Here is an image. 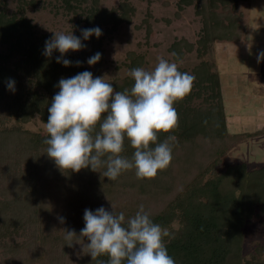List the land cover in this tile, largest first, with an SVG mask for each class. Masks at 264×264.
Instances as JSON below:
<instances>
[{"label":"trees","instance_id":"1","mask_svg":"<svg viewBox=\"0 0 264 264\" xmlns=\"http://www.w3.org/2000/svg\"><path fill=\"white\" fill-rule=\"evenodd\" d=\"M14 1L16 8L11 10L8 0H0V241L22 233L29 235L35 251H47L48 243L68 245L64 230H74L79 236L85 209L104 203L112 211L113 205L115 212H123L127 220L143 205L153 222L162 227L170 230L172 224L180 223L177 231L170 230L174 238H165L176 264H245L242 230L249 220L264 222V166L250 170L244 163L225 169L221 165L232 147L259 133L230 132L221 74L215 63L204 57L215 42H238L247 33L238 6L248 0L178 1L177 17L193 6L202 29L196 45L181 39L169 51L177 53L179 61L194 50L203 59L192 71L178 68L196 79L190 94L174 104L179 126L170 133H158L157 143L169 135L176 136L172 161L152 179H137L132 169L115 181L103 176L106 166L97 171L90 167L79 172L61 170L46 154L44 140L48 134L3 126L12 119L28 123L36 116L46 124L61 78L83 71H90L94 78L101 77L103 37L123 24H131L136 7L130 0H122L111 9L101 7V0H55V8L78 18L82 29L102 30L99 38L93 35L88 40L78 32L86 47L79 54L65 56L72 61L65 67L56 62L58 50L51 57L43 54L45 42L52 36L39 35L27 16L30 7L47 8L52 3ZM152 16L150 11L143 21L148 36L153 34ZM97 52L102 54L101 59L90 66L87 59ZM128 59L130 71L145 64V58L135 53ZM174 59L177 61V57ZM76 61L81 64L77 66ZM9 79L15 82V91L8 89ZM108 83L115 91L127 89L130 94L134 79L126 77ZM134 151L125 139L121 155L131 159ZM58 217L65 222L60 223ZM37 240L41 245H36ZM89 257L86 264L108 260L107 255L97 260Z\"/></svg>","mask_w":264,"mask_h":264},{"label":"clouds","instance_id":"2","mask_svg":"<svg viewBox=\"0 0 264 264\" xmlns=\"http://www.w3.org/2000/svg\"><path fill=\"white\" fill-rule=\"evenodd\" d=\"M81 34L84 40L93 35L99 38L102 30L82 29ZM85 47L72 32H56L45 42L43 54L51 57L58 50L56 62L68 67L72 61L64 59L65 54ZM171 55L179 61L177 53ZM101 56L97 52L87 63L95 65ZM261 60L264 51L257 55V62ZM129 75L134 79L130 94L127 89L115 91L104 77L94 78L90 71L59 80V91L52 98L45 124L49 138L44 140L47 156L59 169L79 172L90 167L97 171L106 166L103 176L112 181L135 169L137 179L143 180L154 178L159 170L170 165L172 145L177 138L169 135L157 143L158 133H170L179 126L174 104L190 94L196 77L179 71L177 62L163 57H158L153 70L137 67ZM7 87L15 91V82L9 79ZM125 139L135 149L131 159L121 155ZM58 219L62 224L65 222L63 217ZM83 220L79 236L74 230H64L65 240L71 246L73 241L83 244L86 237L89 242L83 244V251L92 260L108 256L107 262L98 264H176L165 242V238H174L173 233L154 223L143 205L127 220L123 212H115L113 205L112 211L103 206L95 212L85 209Z\"/></svg>","mask_w":264,"mask_h":264},{"label":"rangeland","instance_id":"3","mask_svg":"<svg viewBox=\"0 0 264 264\" xmlns=\"http://www.w3.org/2000/svg\"><path fill=\"white\" fill-rule=\"evenodd\" d=\"M44 1L52 4L47 8L30 7L27 10V16L38 34L53 37L56 32H72L79 37L77 33L82 28L77 23L78 18L56 9L53 5L55 0ZM120 1L122 0H101V7L111 9L118 6ZM130 1L136 7L132 23L123 24L113 34L103 37L104 61L101 77H104L106 82L131 77L130 69L126 66L131 53L145 58L142 67L145 70H153L158 63V57H163L169 62H177L178 68L192 71L203 59L195 50L186 54L182 60L176 61L169 49L174 42L181 39H187L196 45L202 22L200 17L196 16L195 8H185L178 18L179 0H151L150 3L147 0ZM8 2L10 9L14 10L15 1ZM150 11L153 15L150 19L153 34L148 36V28L143 21ZM238 11L242 14V23L247 33L238 42H215L204 59L215 63L221 74L230 132L259 133L232 147L223 158L221 169L244 163L250 170H255L264 166V60L257 62L258 53L264 51V0L241 2ZM80 51H69L65 56L76 55ZM12 126H21L42 136L48 134L45 123L39 116L28 123H18L16 119H12L3 127ZM119 200L123 202L124 199ZM105 205L101 204L106 209ZM98 208L89 209L95 212ZM73 213L74 210L72 215ZM179 228L180 223L177 221L172 224L170 230L177 231ZM242 232L243 262L264 264V222L249 220ZM40 242L37 240L36 245H41ZM88 242L85 237L83 244ZM31 243L33 246L30 245L29 235L22 233L14 235L13 238L1 239L0 264H86L90 261L89 254L83 251V244L76 241L71 246L45 244L47 251H35L34 242Z\"/></svg>","mask_w":264,"mask_h":264}]
</instances>
